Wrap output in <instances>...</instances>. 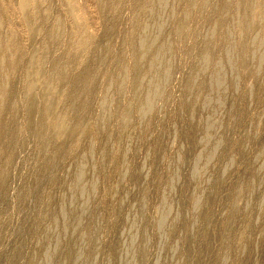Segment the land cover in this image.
Segmentation results:
<instances>
[{
  "label": "rangeland",
  "instance_id": "rangeland-1",
  "mask_svg": "<svg viewBox=\"0 0 264 264\" xmlns=\"http://www.w3.org/2000/svg\"><path fill=\"white\" fill-rule=\"evenodd\" d=\"M0 264H264V0H0Z\"/></svg>",
  "mask_w": 264,
  "mask_h": 264
},
{
  "label": "bare ground",
  "instance_id": "bare-ground-1",
  "mask_svg": "<svg viewBox=\"0 0 264 264\" xmlns=\"http://www.w3.org/2000/svg\"><path fill=\"white\" fill-rule=\"evenodd\" d=\"M151 27L150 28H154L155 27V19L154 17H152L151 22H150ZM161 28V27H160ZM258 51V50H257ZM221 69V68H220ZM145 83V82H144ZM211 84V83H210ZM214 88L216 89L219 85L217 79L214 80L213 82ZM222 86V85H221ZM210 87V86H209ZM211 88V87H210ZM231 88V87H230ZM219 89V88H218ZM229 89V88H228ZM208 93V92H207ZM220 94H222L221 92H219ZM220 98H218L217 100H219ZM218 104V102H217ZM220 104V103H219ZM207 107H214L216 105V101H214L213 99L208 100V103H206ZM210 108V109H211ZM201 117V116H200ZM203 117V116H202ZM211 119V118H210ZM199 122V121H198ZM103 151V150H102ZM86 158V157H85ZM92 158V157H91ZM88 169V168H87ZM83 174L84 171H79L78 175L76 176L75 179V183H74V189H76L77 191V195L79 198H81L82 194H83ZM85 207H81V214L85 213Z\"/></svg>",
  "mask_w": 264,
  "mask_h": 264
}]
</instances>
